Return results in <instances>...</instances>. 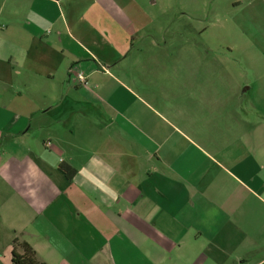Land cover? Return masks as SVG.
I'll use <instances>...</instances> for the list:
<instances>
[{
    "label": "crops",
    "instance_id": "1",
    "mask_svg": "<svg viewBox=\"0 0 264 264\" xmlns=\"http://www.w3.org/2000/svg\"><path fill=\"white\" fill-rule=\"evenodd\" d=\"M165 1L0 0V264H264V0Z\"/></svg>",
    "mask_w": 264,
    "mask_h": 264
},
{
    "label": "rangeland",
    "instance_id": "2",
    "mask_svg": "<svg viewBox=\"0 0 264 264\" xmlns=\"http://www.w3.org/2000/svg\"><path fill=\"white\" fill-rule=\"evenodd\" d=\"M233 0H185L183 3L179 0H166L163 6L158 2L152 6V10L155 16L161 17L164 25L168 23L171 26V32L168 35L167 42L171 43L173 34H177V23L180 18V22L186 24L187 32L190 31L188 36L191 41L195 42L198 37V33L193 31L200 28L206 27L207 41H202L203 43H212L211 45L220 47L221 44H225L227 37L224 35V30L228 25L226 24V16L232 11L231 4ZM164 11L167 10L165 14L161 13L162 7ZM180 11L185 12V16H182ZM180 16V17H179ZM183 17V18H182ZM218 17V18H217ZM217 19V22L214 20ZM215 23V25H214ZM192 30V31H191ZM172 32H174L172 34ZM155 38L158 40L161 37V33L157 31L153 32ZM173 37V41L175 36ZM204 38V37H203ZM220 49V48H219ZM253 76L252 73H250Z\"/></svg>",
    "mask_w": 264,
    "mask_h": 264
},
{
    "label": "trees",
    "instance_id": "3",
    "mask_svg": "<svg viewBox=\"0 0 264 264\" xmlns=\"http://www.w3.org/2000/svg\"><path fill=\"white\" fill-rule=\"evenodd\" d=\"M58 170L65 175L67 179H71L75 170L67 163L61 162L58 165ZM21 253H13L11 264H45L41 261L33 248L27 243H21Z\"/></svg>",
    "mask_w": 264,
    "mask_h": 264
},
{
    "label": "built area",
    "instance_id": "4",
    "mask_svg": "<svg viewBox=\"0 0 264 264\" xmlns=\"http://www.w3.org/2000/svg\"><path fill=\"white\" fill-rule=\"evenodd\" d=\"M76 77H77V80L81 84H83V85H87L88 84V81H87L86 77L81 72L76 73ZM46 144H49V142H47Z\"/></svg>",
    "mask_w": 264,
    "mask_h": 264
}]
</instances>
